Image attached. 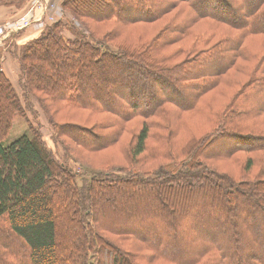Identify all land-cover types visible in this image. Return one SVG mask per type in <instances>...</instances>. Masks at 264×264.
Returning <instances> with one entry per match:
<instances>
[{"label": "trees", "instance_id": "16d2710c", "mask_svg": "<svg viewBox=\"0 0 264 264\" xmlns=\"http://www.w3.org/2000/svg\"><path fill=\"white\" fill-rule=\"evenodd\" d=\"M61 6L0 69V264H264V0Z\"/></svg>", "mask_w": 264, "mask_h": 264}, {"label": "rangeland", "instance_id": "374dc122", "mask_svg": "<svg viewBox=\"0 0 264 264\" xmlns=\"http://www.w3.org/2000/svg\"><path fill=\"white\" fill-rule=\"evenodd\" d=\"M35 2H38V0H29L25 11H27L28 8ZM57 2L59 3L60 8L62 10L63 8L61 6V0H57ZM20 15H18L16 17H12L11 16L10 19H8V20H6L4 22H0V24H4V23H7V22L12 21V20H17L16 18H18ZM74 21H76V24L78 26H80L82 29L84 28L76 19ZM36 24L26 26V28L24 30H20L19 32L13 34L12 36L7 37L6 38L7 42H14V41L18 40L23 35L24 32L27 33L29 31H32L34 28H36L34 30H37L38 31V35H39L40 32L44 29L45 26L39 27ZM106 28H109V26L103 27V28H101V30L106 29ZM251 43H252V41L249 42V44H251ZM1 68H2V66L0 64V69ZM15 70L17 71L16 67L12 70L13 72H11V75L13 77V81H14L15 85L17 86L18 90H20V86H19V82H18V75H16V71ZM255 105H257V106L264 105V98L262 100L258 99ZM32 106H33V108H34V110L36 112L27 110L28 111L27 112V117H24L22 115L16 117L15 120H14V123H13L12 130H11L8 138L6 139V142L13 141L14 139H16L17 136H19L21 133H23L25 131H29L30 132V129H29L30 128L29 127L30 126V122H33L34 124L37 123V124H39L38 127H39V129H40V131H41V133L43 135V139H44L45 143H47V145L50 148V150H52L54 153H57V155L60 156L61 152H59V147H56L54 145L53 140L51 139L52 126H51V123L49 122L50 121V117H49L48 113L45 112L42 109L40 103H38V102H36L34 100H33ZM85 159L88 160V161H91L93 163H96L98 161L95 158H90V157H85ZM87 164H89V162H87ZM92 165H94V164H92ZM75 168L78 170L77 167H75ZM80 170L82 171V169H80ZM89 172H90V170H89ZM89 172L87 173L88 175L90 174ZM93 173H95V172L93 171ZM192 251H195V250H192Z\"/></svg>", "mask_w": 264, "mask_h": 264}, {"label": "built area", "instance_id": "2783aa9c", "mask_svg": "<svg viewBox=\"0 0 264 264\" xmlns=\"http://www.w3.org/2000/svg\"><path fill=\"white\" fill-rule=\"evenodd\" d=\"M61 17L62 10L57 0H38L16 18L17 20L0 24V43L7 37L25 29L26 26L37 23L36 25L43 27Z\"/></svg>", "mask_w": 264, "mask_h": 264}, {"label": "crops", "instance_id": "0c3cea01", "mask_svg": "<svg viewBox=\"0 0 264 264\" xmlns=\"http://www.w3.org/2000/svg\"><path fill=\"white\" fill-rule=\"evenodd\" d=\"M15 12H16V9L14 8L0 6V22H4L10 19L11 16L13 17V14ZM34 29L27 33L24 32L23 35L14 42H7V40L4 39L0 43V64L2 66V70H4L12 80H13V77L11 75V72H13L12 70L16 67L17 69V71L15 70L16 75L19 72V63H18V60L16 59V55L14 54L16 50L15 48L20 49V46L23 43L27 42L30 39L35 38L38 35V31Z\"/></svg>", "mask_w": 264, "mask_h": 264}]
</instances>
